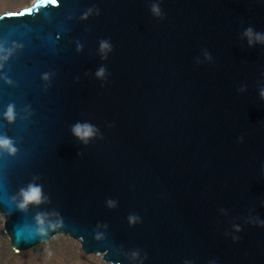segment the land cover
<instances>
[{"label": "water", "instance_id": "water-1", "mask_svg": "<svg viewBox=\"0 0 264 264\" xmlns=\"http://www.w3.org/2000/svg\"><path fill=\"white\" fill-rule=\"evenodd\" d=\"M257 35L264 0H37L1 16L12 249L63 236L105 264H264ZM30 185L40 202L21 208Z\"/></svg>", "mask_w": 264, "mask_h": 264}, {"label": "rangeland", "instance_id": "rangeland-1", "mask_svg": "<svg viewBox=\"0 0 264 264\" xmlns=\"http://www.w3.org/2000/svg\"><path fill=\"white\" fill-rule=\"evenodd\" d=\"M36 2L37 0H0V17L28 11ZM4 223L0 215V264H105L101 257L84 255L80 243L63 236L55 237L47 245L18 253L10 245Z\"/></svg>", "mask_w": 264, "mask_h": 264}, {"label": "clouds", "instance_id": "clouds-1", "mask_svg": "<svg viewBox=\"0 0 264 264\" xmlns=\"http://www.w3.org/2000/svg\"><path fill=\"white\" fill-rule=\"evenodd\" d=\"M153 12L158 14L159 10L158 8H156L155 6L153 7ZM246 36H249V43H251V37H252V29H248L245 32ZM257 40H264V37H260L259 35L256 36ZM107 45L106 44H102V48H106ZM97 75H102V70L101 72H98ZM262 96H264V93L261 94ZM7 118L9 120L13 119V112L11 107L8 109L7 112ZM74 134L77 137L80 138H87L93 135L94 130L89 126V125H76L73 129ZM10 142L8 140H0V146L2 147H9ZM12 150V149H10ZM40 195H41V191L39 187H33V186H29L27 191H22V197H23V202L19 205V207L23 208L26 204L28 203H39L40 202Z\"/></svg>", "mask_w": 264, "mask_h": 264}, {"label": "snow or ice", "instance_id": "snow-or-ice-1", "mask_svg": "<svg viewBox=\"0 0 264 264\" xmlns=\"http://www.w3.org/2000/svg\"><path fill=\"white\" fill-rule=\"evenodd\" d=\"M52 2L54 3V2H56V0H52Z\"/></svg>", "mask_w": 264, "mask_h": 264}]
</instances>
